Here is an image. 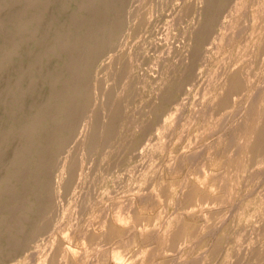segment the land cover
I'll return each instance as SVG.
<instances>
[{
    "label": "rangeland",
    "instance_id": "rangeland-1",
    "mask_svg": "<svg viewBox=\"0 0 264 264\" xmlns=\"http://www.w3.org/2000/svg\"><path fill=\"white\" fill-rule=\"evenodd\" d=\"M0 185V264H264V0H0Z\"/></svg>",
    "mask_w": 264,
    "mask_h": 264
},
{
    "label": "bare ground",
    "instance_id": "bare-ground-1",
    "mask_svg": "<svg viewBox=\"0 0 264 264\" xmlns=\"http://www.w3.org/2000/svg\"><path fill=\"white\" fill-rule=\"evenodd\" d=\"M39 3V2H38ZM140 3H141V1H140ZM142 4V3H141ZM130 30V29H129ZM47 35V34H46ZM19 37V36H18ZM108 37H109V35H108ZM112 38V37H111ZM61 39H58V41H60ZM119 40V39H118ZM86 71V70H85ZM84 72V71H83ZM94 92V91H93ZM98 93V92H97ZM98 95V94H97ZM105 98H107V97H105ZM82 105V104H81ZM80 105V106H81ZM93 107V106H92ZM86 130V129H85ZM1 186V185H0ZM43 210V209H42ZM27 211V210H26ZM38 212V211H37ZM32 213V212H31ZM78 220V219H77ZM53 233V232H52ZM63 260V259H62ZM122 261V260H121Z\"/></svg>",
    "mask_w": 264,
    "mask_h": 264
}]
</instances>
